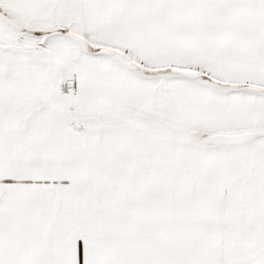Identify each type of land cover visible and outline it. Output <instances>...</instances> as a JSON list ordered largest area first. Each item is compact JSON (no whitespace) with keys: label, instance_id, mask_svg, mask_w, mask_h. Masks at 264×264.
I'll return each instance as SVG.
<instances>
[{"label":"snow or ice","instance_id":"1","mask_svg":"<svg viewBox=\"0 0 264 264\" xmlns=\"http://www.w3.org/2000/svg\"><path fill=\"white\" fill-rule=\"evenodd\" d=\"M0 264H264V0H0Z\"/></svg>","mask_w":264,"mask_h":264}]
</instances>
